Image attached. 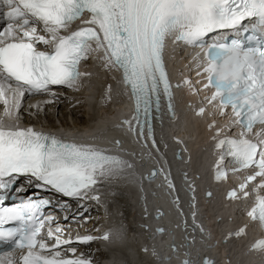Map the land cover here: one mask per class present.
Listing matches in <instances>:
<instances>
[{
  "label": "snow or ice",
  "instance_id": "1",
  "mask_svg": "<svg viewBox=\"0 0 264 264\" xmlns=\"http://www.w3.org/2000/svg\"><path fill=\"white\" fill-rule=\"evenodd\" d=\"M0 2L8 8L6 27L0 30V102L4 104V115L10 119L18 115L26 94L51 92L54 97L52 86L78 87L81 78L90 75L80 71L81 61L87 60L91 52L102 50L100 58L105 67L122 71L125 86L135 101L132 120L123 123L135 132V121L141 138L146 127L147 139L155 147L153 120H162V100L168 114L175 117L173 86L164 61L167 43L182 42L202 49L195 58L200 69L197 75L206 78L205 89H214L207 102H218L221 115L230 107L233 122L243 128L235 138H220L217 130L216 147L233 158L238 166L234 171L252 170L239 186L245 198L249 196V184L259 180L254 204L247 214L264 228V0ZM78 21L83 26L70 30ZM246 23L253 26L252 35L239 34L248 31ZM220 29H232L238 35L230 42L206 41L209 34ZM190 83L184 81L185 85ZM204 112L205 108L200 107L197 115ZM256 125L261 128L253 132ZM130 168V162L103 148L69 142L32 127L5 124L0 119V193L19 177H28L39 188L64 197L83 198L95 191L102 179L115 178ZM226 178V171L218 164L215 179ZM228 195L230 199L239 198L236 190ZM50 206L56 205L42 197L4 206L0 195V243L6 245L0 249V264H92L82 256L77 258L74 247L71 257L63 254V246L72 241L63 237L58 223L53 227L55 216L45 214V208ZM59 206L63 209L68 205ZM244 231L241 228L235 235ZM119 236L118 231H109L101 237H78L77 242L109 241ZM16 249L21 251L19 257ZM253 250L264 251V239L257 241ZM183 264L191 262L185 260ZM204 264L214 261L205 259Z\"/></svg>",
  "mask_w": 264,
  "mask_h": 264
},
{
  "label": "bare ground",
  "instance_id": "2",
  "mask_svg": "<svg viewBox=\"0 0 264 264\" xmlns=\"http://www.w3.org/2000/svg\"><path fill=\"white\" fill-rule=\"evenodd\" d=\"M177 46L171 43L167 46L169 55H173L170 71L180 66L185 68L187 66L185 60L177 54ZM93 54L94 64L87 67L91 75L81 78L79 90L73 91L70 88L63 92L59 91L61 93L54 97L39 94L31 97L32 102L29 101L30 99L23 100L18 115H25L28 110L33 113L34 106L39 104H43L45 113L50 115L47 116L45 123H42L43 118L38 117V121L34 122L26 116L23 122L50 129L68 127L73 129L68 133H72L77 142L104 144L101 134L89 137L101 125V129L115 133L116 130L110 129V125L117 121L118 112L125 113L128 108L116 83L114 69L105 67L104 60L100 59L96 52ZM196 56V53L192 56V65L196 62ZM83 62L87 65L91 63L88 59ZM82 82L89 84L88 87L82 85ZM108 83L110 87H107ZM103 98L105 102L102 105ZM112 108L117 109V114H113L115 110H111ZM50 109L53 110L52 114ZM67 110L72 118L69 121L60 119L59 125H55L53 114L56 117L59 114L61 118L66 117ZM80 111L82 115H79ZM167 114L164 110L163 115L170 124L157 129L158 141L154 149H150V160L145 161V167L140 166L144 163V159L139 157L140 154L124 153L123 156L132 164V168L126 169L115 178L102 179L96 185L100 195L96 203L102 200L107 203L106 212L97 215L109 221L114 218L120 229L119 238L103 240L105 245L112 247V256L107 264H183L185 260H189L191 264H202L203 259L214 261L215 264V258L221 259V256L225 264H264V254L254 251L247 252L248 255L246 251L249 249L245 250L249 244L248 238L253 235L252 223L248 221L247 214L251 207L247 199L251 195L245 198L239 192L238 199H230L228 195L232 191L231 184L240 186L243 183L241 174L231 173L228 180L215 183L211 173L217 161L215 153H211L213 150L210 142L208 143L210 131L207 126L198 123L202 120L200 117L191 121L184 116L182 122L179 117L177 120H172ZM18 115L15 118H18ZM220 128L224 130L222 126ZM196 133L200 142L194 145L192 140ZM121 138H123V147L127 150H141L134 145L135 140H129L123 134ZM177 144L184 151H189L187 163L173 159L172 149ZM152 167L158 168L157 182L160 181L162 188L155 189L150 194L153 185L146 183L142 177ZM182 169L186 172H198L201 177L184 181L179 176ZM169 182L172 187H169ZM250 188L249 185L247 191ZM207 193L211 195L207 197ZM159 203L164 206L165 221L152 218V207ZM241 209L244 210V214L239 212ZM215 215L223 218L221 222L215 220ZM85 216L86 214H83L79 219ZM226 218H232L237 222H228L229 219ZM158 224H162L165 228L166 232L163 235L155 234V227ZM194 225L195 231H193ZM241 228L245 229L244 234L230 236L228 244L219 245V238L227 237L230 231L237 232ZM170 240L177 242L178 251L173 255H170L173 251L172 244H169ZM91 246L94 248V243H89L85 247ZM227 249L229 251H226ZM89 256L96 258L92 253Z\"/></svg>",
  "mask_w": 264,
  "mask_h": 264
},
{
  "label": "rangeland",
  "instance_id": "3",
  "mask_svg": "<svg viewBox=\"0 0 264 264\" xmlns=\"http://www.w3.org/2000/svg\"><path fill=\"white\" fill-rule=\"evenodd\" d=\"M103 86H104V84L102 85V87ZM78 90H79V88H78ZM104 95H105V93L103 94V96ZM103 102H105V99L104 98H103V101H102V105L104 104ZM76 105H77V103H76ZM33 110H34L33 113L29 112V110H28L27 114H25V115L24 114H21V115L19 114L18 117L19 118H22L24 120V117L26 116L29 120H32L34 122L35 121H38V117H40V118H43L42 119V123H45V121H47V116H50L48 113H45V109H44V105L43 104H41V105L39 104V105L34 106V109ZM50 111H51V114H52L53 113V110L50 109ZM66 112L68 113L69 110H67ZM79 115H82V112L81 111H80ZM52 117H54L53 123L55 125H59V121H61V120L68 119V121H69L70 118H72V116L70 115V113H68L66 117H62V118H61L60 114H59L58 117L54 116V114H53ZM92 247L93 246H91L89 248H92ZM92 255H94V254H92Z\"/></svg>",
  "mask_w": 264,
  "mask_h": 264
},
{
  "label": "water",
  "instance_id": "4",
  "mask_svg": "<svg viewBox=\"0 0 264 264\" xmlns=\"http://www.w3.org/2000/svg\"><path fill=\"white\" fill-rule=\"evenodd\" d=\"M170 117H171V116H170ZM179 154H180V152H179V150H178V151L176 152V157H177V159H180ZM151 173L153 174L154 171H152ZM158 215H159V216H162L163 214L161 213V211H158ZM159 230H161V229H159ZM159 230H157V231H158V232H161V231H159ZM172 249L175 250L176 248H175V247H172ZM204 260H205V259L202 260V264H204Z\"/></svg>",
  "mask_w": 264,
  "mask_h": 264
}]
</instances>
